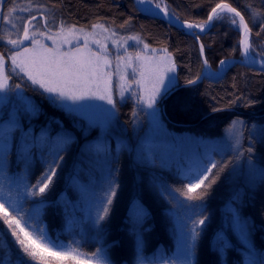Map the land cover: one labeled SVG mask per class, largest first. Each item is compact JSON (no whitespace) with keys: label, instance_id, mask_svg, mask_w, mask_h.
<instances>
[{"label":"trees","instance_id":"1","mask_svg":"<svg viewBox=\"0 0 264 264\" xmlns=\"http://www.w3.org/2000/svg\"><path fill=\"white\" fill-rule=\"evenodd\" d=\"M163 1L179 19L194 24L206 21L211 9L222 2ZM223 2L245 17L251 50L264 56V0ZM29 3L37 9L26 11ZM12 8L15 11L9 13ZM35 15L41 28L43 17L86 29L99 22L123 35H138L152 48H166L177 70L176 84L156 104L164 127L172 133L220 137L239 120L242 138L237 149L213 150L189 168L186 164L191 160L184 157L178 163L160 160L145 149L143 135L149 119L137 89L124 100L115 93L116 122L100 136L98 127L67 110L16 69L9 73V88L0 107V195L11 192L18 198L48 240L86 252L100 248L108 264H172L173 260L176 264H264V72L233 64L219 81L204 79L183 87L196 80L204 67L195 38L142 14L134 0H5L0 53L5 55L6 70L12 52L8 38L22 35ZM231 17L214 19L200 36L214 71L221 61L243 58L242 33L231 24ZM58 140L68 142L60 152L63 160L53 184L43 195L26 196L25 188L36 183ZM208 161L218 165L213 170L216 182L202 200H186L176 189L184 188L188 177ZM110 185L116 195L108 214L98 221ZM136 212L141 215L134 222ZM201 219L204 224L193 225ZM193 227L199 232L195 240ZM0 239L6 243V248H0V264H30L2 223ZM189 249L191 255L186 257Z\"/></svg>","mask_w":264,"mask_h":264},{"label":"snow or ice","instance_id":"2","mask_svg":"<svg viewBox=\"0 0 264 264\" xmlns=\"http://www.w3.org/2000/svg\"><path fill=\"white\" fill-rule=\"evenodd\" d=\"M139 2L141 4L145 2L150 3L151 0H139ZM155 7L160 9L161 6L157 3ZM13 11H15L14 8L9 9V13ZM163 11L164 15H168L166 8ZM225 12L233 14L231 24L237 26V31H243L244 39L239 41V44L242 46L243 55L248 56L252 47L248 39V34L251 32V29L245 21V17L235 7L223 2V0L211 9L207 20L203 23L194 24L185 22L182 26L189 29L199 28L203 30L214 19H221L222 14ZM236 17H239V22H237ZM4 19L9 20L11 23L8 16L4 17ZM35 20L36 17L33 16L29 23ZM45 21L44 27L47 28V18H45ZM127 23L128 21H125V24ZM90 27L92 29L90 33L84 27L77 28L75 25L69 26L65 31V25L61 22L58 32L55 35L47 36L49 40L53 41L54 47L52 48H49L36 39L37 32L30 31L29 27H23L22 37L8 39L7 43L18 47L24 41L30 40L33 47L24 48L22 52L18 51L8 56L11 65L7 66V70L5 55L0 53V92H4L9 88L8 82L11 78L9 73H15L16 69L19 68L20 72H23L33 85H39L44 92L55 94L61 100L75 102L95 98L105 100L108 104L115 106L110 79L105 80L104 77L108 74L102 72V65H108L110 63L106 55L107 49L102 48L103 55L93 53L91 50H88V54L84 55L77 48L76 53H80L77 55L70 52H62L57 43L58 39L63 43H69L68 36L78 38L77 34H84L86 37L85 48H87V37L95 35L96 29H101L102 31L110 30L104 23L99 22L90 25ZM39 34L45 35V33ZM113 34L115 33L113 32ZM3 39V37H0V40ZM127 39L133 40L137 44L142 42L141 37L138 35L130 36ZM95 43H99V41H95ZM144 47L148 48V45L145 44ZM203 50L204 46L201 45V53H203ZM152 51L155 52L156 49ZM159 51L166 55L158 57L154 63L146 67L148 75L155 80L153 88L149 91L145 101L147 107L153 109V114L155 113L158 97L162 94V91H166L167 86L165 81L167 80L170 83L173 79L168 74L174 72L176 67L171 54L168 53L166 48H162ZM137 59H139L138 56ZM128 63H131V58H129ZM207 63V60H204V64L206 65ZM221 63L223 64L224 61H221ZM133 71L135 72V69ZM102 83L104 85L103 87H101ZM187 83L192 84L195 81L189 80ZM15 87L20 88L21 86L17 84ZM94 88L95 90H93ZM120 95L123 96V91H121ZM11 130L10 128L9 131ZM67 142V140L57 141L56 148L50 153V159L45 162L44 170L36 178V183L25 188L26 196L34 197L43 195L50 188L57 175L60 161L63 160L60 152L63 151V145ZM217 167L218 165L215 161H208L207 165L203 168L196 169L188 177L189 182L184 188L176 189V191L180 192L188 201L202 200L207 195L208 188L216 182L217 176L213 170ZM198 189L201 191L197 192ZM0 190H2V185H0ZM115 195L116 189L110 185L109 191L105 195V204L101 209L104 215H98V221L103 220L108 214V206L112 204V198ZM6 203L8 207L5 206ZM9 208L12 209L11 212ZM140 215L141 213L139 212L133 213L134 222L136 217ZM33 221L34 217L24 212L22 205L19 204L18 198H14L11 192L7 195H0V223L6 226V230L10 232L11 237L14 238L15 243L23 253L25 260L30 262V264H90L93 261L95 264H108V261L101 255L102 249L98 248L94 252H86L78 246H64L52 242L46 238L44 228ZM204 222L203 219L193 221V225L197 223L204 224ZM198 235V230L193 227L191 229L192 239L195 240ZM0 248H6V243L2 239H0ZM185 255L186 257L191 255L190 249ZM172 264H176V261L173 260ZM187 264H190V262H187Z\"/></svg>","mask_w":264,"mask_h":264},{"label":"rangeland","instance_id":"3","mask_svg":"<svg viewBox=\"0 0 264 264\" xmlns=\"http://www.w3.org/2000/svg\"><path fill=\"white\" fill-rule=\"evenodd\" d=\"M3 2L4 0H0V21L2 20L1 7ZM151 2L154 5L159 3L161 9L166 8V10H169L166 2L163 0H151ZM24 7L27 9L26 11L37 9L33 4L30 3L26 4ZM45 11L48 12L47 10H42V12ZM224 14H229L231 16L233 15L226 12L222 15ZM35 17L36 20L28 23L26 27H29L30 31L37 32L36 39L47 45L49 48L54 47V45L53 41L49 40L47 36L55 35L59 30L61 22H63L65 25V31L69 26H72L66 24L61 19L57 21L55 19H50L47 21V28H41L38 25L39 15H35ZM44 20L45 18L43 17V21ZM33 25H35V27H33ZM109 29V31L96 29L95 35L87 37V48H85L86 37L84 34H77L78 38L68 36L67 38L70 41L69 43H63L60 39L57 40V43L59 44L60 50L62 52H70L77 55L80 54L76 53L77 48H79L81 53L84 55L88 54V50H91L93 53H100L103 55L104 53L102 52V48L107 49L106 55L110 63L108 65H102V72L108 74L104 77V79H110L113 99L116 93L119 100H124L128 95L133 93L134 89H137L140 95V103L148 115L149 127L143 135L146 152H152L153 155L157 156L160 160L168 161L169 159H173L177 163L179 162L178 160H180V158H187V162L191 160L186 164V166L189 168L193 165L199 164L200 161H202V159L205 158L206 155L210 154L213 150H223L225 148L227 150H235L239 147L242 138V123L239 120H235V123L233 121V124L226 130L225 135L220 137L205 136L194 133L169 132L164 127L157 105L155 106V113L153 114V109H149L145 103L148 93L153 88L155 83L154 78L148 75L146 67L149 64L154 63L158 57L165 56L166 54L159 51L160 49L158 48H152L150 46L145 48L144 45L147 43L142 38V42L139 44L133 40H128V37L135 36L133 34L126 36L123 35L120 30H116L114 28ZM86 31L90 33L92 32V29H86ZM113 32L115 34H113ZM39 33H45V35H40ZM22 35L18 37H22ZM95 41H99V43H95ZM11 46L12 52H10V55L18 51L22 52L24 48L33 47L30 40L24 41L18 47L13 45ZM153 49H156V51L153 52ZM250 55L258 60L264 61V56L259 55L257 52L254 53L252 50H250ZM137 56L139 59H137ZM129 58H131L130 64L128 63ZM175 66L177 65L175 64ZM133 69H135V72ZM17 70H19V68H17ZM176 70L177 67H175L174 72L168 74L170 77H173V79L170 83L167 80L165 81L167 86L166 91H162V94L159 97H161L169 90V88H172V86L176 84ZM216 71L210 69L209 73L212 77H216ZM103 86L104 85L102 83L101 87ZM93 90H95V88ZM121 91H123V96L120 95ZM4 94L5 91L0 92V107L4 101ZM48 94L57 98L61 105H63L67 110L83 116L88 120V123L98 127L100 130V136H104L110 126L116 122L115 106L108 104L105 100L92 98L74 102L71 100H61L52 93ZM159 97L157 101L159 100ZM247 168L248 174H252V170L249 168V166Z\"/></svg>","mask_w":264,"mask_h":264},{"label":"water","instance_id":"4","mask_svg":"<svg viewBox=\"0 0 264 264\" xmlns=\"http://www.w3.org/2000/svg\"><path fill=\"white\" fill-rule=\"evenodd\" d=\"M134 2H135V6H136L137 10L139 12H141L142 14H146L151 18H157V19L163 20V21L167 22V24H170V25L184 31L185 33H187L190 36H192L193 38H195V40L198 44V48H199V52H200L199 54H200L202 61H203V64H204V60H207L206 59V52H205V48L203 50V53H201V51H200V46L203 45L201 40H200V36L204 35L205 33H207V31H209L210 27L212 26L213 21L210 22L203 30H201L199 28L189 29L187 27L182 26L185 24V22L182 21L181 19H179L170 10H167L168 15H164V11H163L164 9L145 10L144 8H142V5L139 2V0H134ZM237 19L239 20V17H237ZM187 23H189V22H187ZM242 39H243V31H242ZM262 61L263 60H258L256 58H254L253 56H251L248 59L246 58V56H243L242 59L224 60V63L223 64L220 63L218 66V69L216 71V73H217L216 77H212L211 74L209 73L210 67H209V64L207 63L206 65L204 64L202 73L200 74L199 78L194 80L195 83H192V84L188 83V84H185L183 87H190V86L197 85L198 83L202 82L204 79H208L211 81H219L225 75L224 73H226L227 70L229 69V67H231L233 64H241V65H244L246 67L264 72V63H262ZM173 92H174V90L169 92V96Z\"/></svg>","mask_w":264,"mask_h":264},{"label":"bare ground","instance_id":"5","mask_svg":"<svg viewBox=\"0 0 264 264\" xmlns=\"http://www.w3.org/2000/svg\"><path fill=\"white\" fill-rule=\"evenodd\" d=\"M141 5H142V8H144L145 10L157 9L152 2H150V3L149 2H145V3L141 4ZM249 36H250V34H248V39L250 38ZM243 39H244V33H243ZM249 43H250V39H249ZM250 57H251L250 54L248 56H246L247 59L250 58Z\"/></svg>","mask_w":264,"mask_h":264}]
</instances>
